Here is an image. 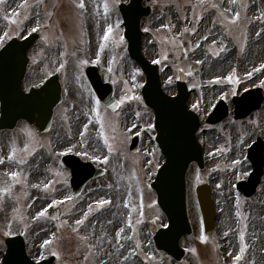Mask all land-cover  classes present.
I'll return each instance as SVG.
<instances>
[{
	"label": "rangeland",
	"instance_id": "rangeland-1",
	"mask_svg": "<svg viewBox=\"0 0 264 264\" xmlns=\"http://www.w3.org/2000/svg\"><path fill=\"white\" fill-rule=\"evenodd\" d=\"M82 2L84 8L79 7L81 0L0 4V48L33 28L42 33L29 51L25 89L40 85L56 70H61L64 86L49 132L43 135L23 120L14 130L0 131V223L5 233L23 234L35 260L55 254L54 264H257L255 255L264 264V176L251 197L236 187L252 169L242 146L259 135L264 139V99L260 109L241 120L234 119L232 100L233 94L256 87H262L264 95V0L144 1L153 9L142 18V49L150 61H159L165 90L175 93L177 80H185L189 103L204 121L221 98L230 107L228 117L218 124L204 123L199 132L207 163L203 170L192 164L187 173L193 233L181 240L187 248L182 262L157 253L152 238L167 224L149 185L164 155L148 136L137 153L129 149V134L141 120L152 132L153 116L144 111L140 96L145 74L124 54L121 40L93 47L100 28L121 29L113 7L104 9L115 0ZM253 40L259 43L258 56L250 64L246 53ZM227 51L229 64L214 68ZM91 56L115 85L118 114L94 95L84 76ZM67 153L106 170L77 196L70 168L62 161ZM12 173L19 174L16 180ZM204 181L213 186L217 208L212 237L204 233L195 191Z\"/></svg>",
	"mask_w": 264,
	"mask_h": 264
},
{
	"label": "water",
	"instance_id": "water-1",
	"mask_svg": "<svg viewBox=\"0 0 264 264\" xmlns=\"http://www.w3.org/2000/svg\"><path fill=\"white\" fill-rule=\"evenodd\" d=\"M142 1L131 0L128 4H122L121 10L127 28L126 34L130 41L131 55L147 75L143 94L146 103L155 110L157 141L166 155V160L159 169L152 186L157 190L158 202L168 216L169 226L158 230L155 242L159 249L166 250L176 259L181 260L185 249L180 245V238L192 232L187 211L186 172L193 161H197L201 167L204 166L203 146L196 134L200 127V119L194 111L187 107L189 91L185 82H178L177 96L172 97L166 94L162 88L158 65L150 63L141 51L143 33L140 29V21L141 17L150 11L149 7L142 6ZM38 37V33H32L25 39L13 38L0 50V100L2 104L0 129L13 128L20 118H25L46 131L51 126L54 107L62 100L60 72L51 76L41 88H32L30 92L22 89V81L29 60L27 52ZM87 74L100 98L115 109L118 101L113 96L112 85L103 82L96 66H89ZM234 99L235 116L244 117L260 107L263 96L261 89H258L247 91ZM227 114V104L222 100L209 116L208 121L217 122ZM131 149H137L136 140L131 145ZM249 157L255 169L248 181L239 184V188L247 195L255 192L264 172V142L261 138L250 148ZM64 162L72 170L71 181L76 194L82 190L89 179L104 172L91 162H83L72 154L65 155ZM197 193L206 231L212 234L215 230L216 211L210 187L199 186ZM8 243L9 252L4 264H52L54 260V257H51L35 263L28 257L21 238H18V241L8 240Z\"/></svg>",
	"mask_w": 264,
	"mask_h": 264
},
{
	"label": "bare ground",
	"instance_id": "bare-ground-1",
	"mask_svg": "<svg viewBox=\"0 0 264 264\" xmlns=\"http://www.w3.org/2000/svg\"><path fill=\"white\" fill-rule=\"evenodd\" d=\"M258 41H255L253 40L250 45H249V48H248V51H247V60L249 61V63L251 64L255 58L258 56L257 52H258ZM230 52L227 51V52H224L222 54V56L218 59V62L216 64V66L214 65V68H218V70H221L223 67H225L226 65L229 64V61H230ZM205 72L208 73L210 71V68H204ZM91 144L94 145V143L91 142ZM41 199H39L40 201ZM103 218V217H102ZM109 222H111V217L108 215L107 219ZM104 221V222H107V221ZM101 223H102V219H101ZM251 230V228H250ZM256 259H257V264H260L261 260H260V257L259 255H255Z\"/></svg>",
	"mask_w": 264,
	"mask_h": 264
},
{
	"label": "snow or ice",
	"instance_id": "snow-or-ice-1",
	"mask_svg": "<svg viewBox=\"0 0 264 264\" xmlns=\"http://www.w3.org/2000/svg\"><path fill=\"white\" fill-rule=\"evenodd\" d=\"M5 2V0H0V4H3ZM26 2H27V0H25V4H26ZM231 2H233V3H235V0H231ZM25 4H21L20 5V7H24L25 6ZM84 3L82 2V0H81V3L79 4V7L80 8H84ZM213 7H215V5H213ZM104 9H105V12H107V10H108V5H107V3H105V5H104ZM236 19L238 20L239 19V14H237V16H236ZM12 23H15V21H11ZM33 31H37V29L36 28H33L32 29ZM146 31H147V29H145ZM111 31H112V29L109 27V29H108V33H111ZM104 39L105 40H107L108 39V35H105L104 36ZM155 63H159V61H154ZM229 79H231V78H229ZM133 99H139V97H133ZM121 103H123V101H121ZM105 142H107V140L105 141ZM110 150H111V148H110ZM12 156H13V158H14V156H15V153L13 152V154H12ZM2 163H4V161L2 160V159H0V164H2ZM12 175V179L13 180H16L17 179V177L19 176V174L18 173H12L11 174ZM3 191H5V192H7V191H9V189L8 188H5ZM69 199H70V197H69ZM101 205H103V204H108V203H110V201H100L99 202ZM45 214V212H41V213H39V215L40 216H43ZM83 223V220H78L77 221V224H82ZM241 239H243V237H241ZM47 243V242H46ZM236 259L237 260H240L241 259V257L240 256H237L236 257Z\"/></svg>",
	"mask_w": 264,
	"mask_h": 264
},
{
	"label": "flooded vegetation",
	"instance_id": "flooded-vegetation-1",
	"mask_svg": "<svg viewBox=\"0 0 264 264\" xmlns=\"http://www.w3.org/2000/svg\"><path fill=\"white\" fill-rule=\"evenodd\" d=\"M111 29H112L111 33H108V30L105 33V35H108L107 40L104 39L105 35L100 36L99 39L103 45L106 44V45L110 46L111 44H114V42L117 40V35L114 33L113 27H111ZM1 243H4V241H3V239L0 238V244ZM0 252H1V248H0Z\"/></svg>",
	"mask_w": 264,
	"mask_h": 264
}]
</instances>
